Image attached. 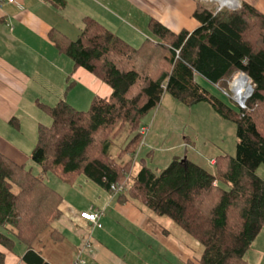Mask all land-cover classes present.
<instances>
[{
    "label": "trees",
    "instance_id": "1",
    "mask_svg": "<svg viewBox=\"0 0 264 264\" xmlns=\"http://www.w3.org/2000/svg\"><path fill=\"white\" fill-rule=\"evenodd\" d=\"M195 5L194 30L175 32L153 19L156 39L141 47L89 16L75 39L50 31L59 51L112 93L96 96L87 110L66 100L43 105L53 120L39 125L31 153L40 173L0 151V264L7 258L1 246L12 250L16 241L27 245V264H51L33 248L62 214L63 197L46 181L48 171L67 183L84 174L122 201L169 217L199 242L202 264H252L246 255L264 229V178L257 174L264 165V12L245 0L236 9L203 0ZM239 71L254 88L245 107L226 103L196 79L219 86ZM240 77L250 83L241 74L234 82ZM166 93L187 106L207 102L235 122V156L218 155L212 170L180 156L161 171L140 159L136 170L142 124ZM125 125L130 134L119 146L115 138Z\"/></svg>",
    "mask_w": 264,
    "mask_h": 264
},
{
    "label": "crops",
    "instance_id": "2",
    "mask_svg": "<svg viewBox=\"0 0 264 264\" xmlns=\"http://www.w3.org/2000/svg\"><path fill=\"white\" fill-rule=\"evenodd\" d=\"M64 1L60 6L48 0H20L23 5L20 9L8 1L0 2V151L15 162L26 164L34 170L37 167L31 153L38 139V128L40 124L49 121L50 115L43 108L44 104L55 105L66 100L80 110H87L96 96L109 97L112 93L108 84L85 68L76 67L72 58L59 51L48 37L52 29L75 39L81 32L84 18L89 16L133 46L141 47L145 40L156 39L150 26L153 19L175 32L183 29L192 31L198 26V21L193 18L196 0ZM203 104L209 103L201 102L190 108H199L194 110L206 111L211 119L216 118L215 123L218 124L212 123L206 128L216 135L214 137L218 144L209 142L211 147L207 148V142L204 152H191L187 145L194 143L189 136H182L185 130L183 128L177 137L178 144L173 147H183L184 152L174 154L172 159L175 156L186 157L212 170V161L218 155L226 153L220 146L223 144L224 123ZM160 110L152 114L150 125L151 115L147 116L143 127L149 128L148 135L136 156L138 162L144 159L157 171L161 170L153 164L156 153L152 146L159 145L158 127L166 122ZM166 161L163 156L159 159L160 165ZM89 180L84 174H80L72 183L67 184L74 190L83 192V189H79L81 185L91 187L95 198L93 197L90 205L81 204L71 194L65 196L55 188L63 197L60 206L62 214L33 245L34 250L48 262L202 264L201 245L174 221L152 212L144 204L133 203V200L122 201L118 194L100 185L94 186ZM77 181L81 183L78 187ZM110 200L111 204L116 203V212H120L132 227L119 232L114 223L115 232L108 228L109 215L105 208L110 207ZM82 211L102 213V226H95L81 217ZM258 240H261L259 236L253 244L257 245ZM1 248L7 253L5 264H27L23 261L27 251L24 243L16 241L12 250ZM141 250L146 256L140 254ZM260 255L256 258L251 253V260L247 259L252 264H264V254Z\"/></svg>",
    "mask_w": 264,
    "mask_h": 264
},
{
    "label": "rangeland",
    "instance_id": "3",
    "mask_svg": "<svg viewBox=\"0 0 264 264\" xmlns=\"http://www.w3.org/2000/svg\"><path fill=\"white\" fill-rule=\"evenodd\" d=\"M207 3H210L211 5L217 6V9L219 8V3L213 0H203ZM242 0H239V4L234 5L236 7H228L231 9H236L240 6ZM248 3H251L253 5H255L256 7H258L259 9H261L264 12V0H245ZM243 72L239 71L236 72L233 75V79H228V81L226 82H222L219 86L217 84H213L211 82H209L208 80L204 79L203 77H201L200 75L196 76V79L205 87L207 88L212 94L218 96L220 99H223V101H225L226 103L234 106V104H238L240 103L237 99H235V95L234 92L232 91V84L235 80V78L241 74V75H245L242 74ZM246 76V75H245ZM247 77V76H246ZM250 80V78H249ZM250 84H251V80H250ZM253 86V85H252ZM221 87V88H220ZM229 92L230 96L225 92ZM234 104H233V103ZM238 102V103H237ZM179 105L178 107L175 105ZM206 105L207 107H209V110L211 109L213 115H215L217 117V119H219L221 122L224 123L223 125V144H220L221 147H223V150H226V153L235 156L236 154V144H237V136H236V124L235 122H233L232 120L229 119H225L222 116H220L214 109H212L210 104H203ZM191 106H187L185 104H182L181 102L173 99V97L170 94H165V97L162 99L161 103L154 108L149 115H151L150 119H149V125L152 121V117H153V113H155L156 111L158 112V109H161V113H163L166 122L162 123L159 125V129L157 132V141L159 143V145H154L152 146L155 149V157H154V161L153 164L159 169L162 170L169 162L170 160L172 161V157L174 156V154L178 153H182L184 152V148L181 147L179 148H174L173 145L176 146V144H178V135L179 131H182L183 128H185L184 130V134L182 133V136H189V138L192 140V142L194 143L193 145L189 144L187 145L188 150L195 151V152H199L203 151L205 149V144L208 142L210 143H214V144H218L217 138H215L214 136H216L211 130L207 129L206 127H210L212 123L216 122V118L215 119H211L209 115L206 114V111H201V110H194V109H199V108H190ZM197 107H201V106H197ZM160 113V112H159ZM160 113V114H161ZM171 119V121L169 120ZM52 116L49 115V121L45 124L50 125L52 123ZM170 121V122H169ZM185 122V123H184ZM189 122V123H188ZM145 124V123H144ZM144 124H142V126H144ZM218 124V123H215ZM146 128V129H144ZM144 130V131H143ZM149 130L148 127H143L142 131L144 132V134ZM130 134V130H129V126L125 125L124 128L121 130L120 134L118 135V137L115 138V142L121 146L123 144L126 143L127 141V136ZM148 132L146 135H144V139L147 137ZM169 136V137H168ZM144 139H143V143H144ZM204 147V148H203ZM211 147V145H207V148ZM204 152V151H203ZM161 156H163L165 159H167V161L163 164L160 165L159 163V159H161ZM36 170V173H40L41 172V168H39V166L34 163ZM140 163L137 164L136 170L139 168ZM208 167V166H207ZM257 174L260 175L262 178H264V165H261L258 169H257ZM45 179L46 181L54 188H56L57 190H59L60 192H62L65 196L69 193L71 194L74 198L78 199L79 202L81 204H91V200L93 199V197L95 198V195H93V192L91 191V187L86 186V185H81V183L79 181H77L76 186H80L79 189H83L85 192L81 191V190H74V188H71L70 184H67V182H64L57 174H55L53 171H48L45 174ZM90 183L94 186L98 187V184L93 182L92 180H89ZM87 192H89V195H87ZM109 197H111V195L109 194ZM97 198V197H96ZM133 203H139V201H132ZM65 204V201L63 203V205ZM107 201H105L104 206H106ZM111 200L108 204V206H110L108 209L105 208L106 213H108V228L111 229L112 231H114V223H116L117 228L119 229V232H123L125 231V229H129V226L132 227V225L130 223L127 222L126 218L121 215L120 212H116L114 206L116 205V203L111 204ZM166 219H170L167 216H164ZM171 220V219H170ZM172 221V220H171ZM182 229V228H181ZM115 232V231H114ZM187 235L190 236V234L187 233ZM259 238L261 240L256 241V244H253L252 247L250 248V250L248 251V255L247 258H249L251 260V253L254 254V256L256 255L257 257H260V254H264V229L262 230V232L259 235ZM140 254H143L146 256V253L144 251H140ZM141 256V259L144 258V256ZM255 264V263H254Z\"/></svg>",
    "mask_w": 264,
    "mask_h": 264
},
{
    "label": "bare ground",
    "instance_id": "4",
    "mask_svg": "<svg viewBox=\"0 0 264 264\" xmlns=\"http://www.w3.org/2000/svg\"><path fill=\"white\" fill-rule=\"evenodd\" d=\"M213 1H216L219 4H222L223 6L225 5L234 6L239 4V0H213ZM232 87H233L232 91L234 92L235 99H237L240 102L239 104H243L247 100L246 96L249 95L251 84L244 77H240L238 81L232 84Z\"/></svg>",
    "mask_w": 264,
    "mask_h": 264
},
{
    "label": "built area",
    "instance_id": "5",
    "mask_svg": "<svg viewBox=\"0 0 264 264\" xmlns=\"http://www.w3.org/2000/svg\"><path fill=\"white\" fill-rule=\"evenodd\" d=\"M3 1H8L9 3H12L16 6L20 8H23V5L20 3V0H0V2ZM228 93V92H226ZM146 129V128H144ZM144 131V130H143ZM215 161H212V163H214ZM113 190H116L115 185H113ZM102 213L100 212H89V211H82L81 212V217H83L84 219L90 221L92 224H95V226H102L101 222H100V217H101ZM89 243V241H88Z\"/></svg>",
    "mask_w": 264,
    "mask_h": 264
},
{
    "label": "water",
    "instance_id": "6",
    "mask_svg": "<svg viewBox=\"0 0 264 264\" xmlns=\"http://www.w3.org/2000/svg\"><path fill=\"white\" fill-rule=\"evenodd\" d=\"M223 7V5L222 4H220L219 5V9H221ZM229 7H236V6H229ZM244 73V72H243ZM245 74V73H244ZM248 78H250L247 74H245ZM253 90H254V88H253V86H252V84H251V89H250V92H249V95H251L252 94V92H253ZM249 95H247L246 96V99L249 97ZM246 102V101H245ZM245 102L243 103V104H240L242 107H245ZM184 159H182V161H183Z\"/></svg>",
    "mask_w": 264,
    "mask_h": 264
}]
</instances>
